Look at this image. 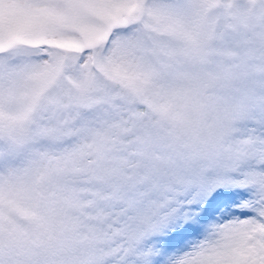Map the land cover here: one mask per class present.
<instances>
[{
    "label": "snow or ice",
    "instance_id": "snow-or-ice-1",
    "mask_svg": "<svg viewBox=\"0 0 264 264\" xmlns=\"http://www.w3.org/2000/svg\"><path fill=\"white\" fill-rule=\"evenodd\" d=\"M0 264H264V0H0Z\"/></svg>",
    "mask_w": 264,
    "mask_h": 264
}]
</instances>
